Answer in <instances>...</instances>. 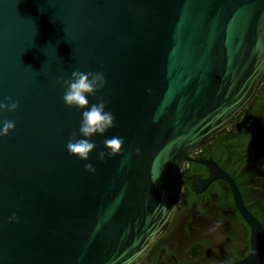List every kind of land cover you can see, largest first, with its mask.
<instances>
[{"label": "water", "instance_id": "95a60500", "mask_svg": "<svg viewBox=\"0 0 264 264\" xmlns=\"http://www.w3.org/2000/svg\"><path fill=\"white\" fill-rule=\"evenodd\" d=\"M75 70L104 74L89 100L116 118L89 161L66 149L83 110L59 77ZM263 78L264 0H0V102L20 103L0 112L16 122L0 138V264L137 262L182 199L185 162ZM112 136L124 150L100 161Z\"/></svg>", "mask_w": 264, "mask_h": 264}, {"label": "flooded vegetation", "instance_id": "af4514ba", "mask_svg": "<svg viewBox=\"0 0 264 264\" xmlns=\"http://www.w3.org/2000/svg\"><path fill=\"white\" fill-rule=\"evenodd\" d=\"M191 157L180 203L134 264H264V78Z\"/></svg>", "mask_w": 264, "mask_h": 264}, {"label": "clouds", "instance_id": "9594fccd", "mask_svg": "<svg viewBox=\"0 0 264 264\" xmlns=\"http://www.w3.org/2000/svg\"><path fill=\"white\" fill-rule=\"evenodd\" d=\"M60 84L64 87L63 101L68 107L83 110L78 133L74 132L69 138L66 149L70 155H74L83 161H89L91 153L97 148L92 141L96 135H105L115 127V115L106 110V101L103 99L98 103H91L89 97H95L106 85V79L102 72H83L75 70L70 78L59 77ZM20 107L18 100L8 98V103L0 102V112H15ZM16 122L4 120L0 122V138L8 136L15 131ZM108 149L107 153L99 152V160L105 161L107 157L121 155L124 150L125 139L119 136H112L104 140ZM139 154L140 149H135ZM85 171L95 172L96 167L92 163L84 165ZM15 218L13 214L12 219Z\"/></svg>", "mask_w": 264, "mask_h": 264}]
</instances>
